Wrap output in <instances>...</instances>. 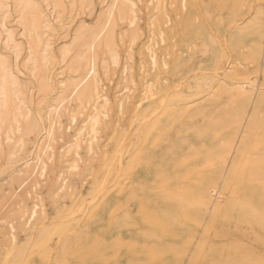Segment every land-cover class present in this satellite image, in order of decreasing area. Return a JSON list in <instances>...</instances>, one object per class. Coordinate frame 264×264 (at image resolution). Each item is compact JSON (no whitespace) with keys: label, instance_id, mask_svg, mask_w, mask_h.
<instances>
[{"label":"rangeland","instance_id":"rangeland-1","mask_svg":"<svg viewBox=\"0 0 264 264\" xmlns=\"http://www.w3.org/2000/svg\"><path fill=\"white\" fill-rule=\"evenodd\" d=\"M112 1L41 2L49 23L45 28L42 17L38 45L19 25L14 4L5 18L0 10V54L15 76L10 99L18 107L2 111L0 264H22L15 259L21 250L55 224L76 195L91 192L105 156L119 153L124 166L109 183L115 199L106 221L125 214L132 228H82L70 233L73 241L62 258L37 264H264V0H125L106 29L111 49L90 53L87 44ZM5 29L20 45L17 62L3 49ZM91 56L98 64L95 93L83 102L66 100L44 177L34 185L30 176L18 188L35 163L37 142H47L39 118L46 120L69 85L85 75ZM14 114L18 124L12 123ZM146 114L136 130L135 119ZM148 136L154 148L179 149L154 163L146 154L131 159ZM172 160H187L179 173L188 181L180 187L189 189L197 208L189 213L192 233L158 238L167 256L163 263L151 251L148 232L137 225L148 217V190L163 184V166ZM130 169L136 170L132 178ZM153 169L159 174L151 180ZM169 173L170 190L178 191L180 181ZM192 173L200 177L192 179ZM97 241L103 255L90 253Z\"/></svg>","mask_w":264,"mask_h":264},{"label":"bare ground","instance_id":"bare-ground-1","mask_svg":"<svg viewBox=\"0 0 264 264\" xmlns=\"http://www.w3.org/2000/svg\"><path fill=\"white\" fill-rule=\"evenodd\" d=\"M47 2L48 0H0V10H2V15L5 18L6 14L10 10V3L14 4L17 7L19 12V25L27 33L33 44L38 45V30L43 22L42 17H44L45 28L48 27L49 23L48 18L43 12L41 2ZM125 0H113L111 3V8L108 12V17L102 27L92 35L91 39L87 44V49L90 53L96 52L97 48L101 46L106 49H111L112 45V33L109 31L107 33V27H110L111 20L114 17L115 9L118 7V3L122 5L125 4ZM4 47L7 53H14L15 62H17V57L20 52V45L16 42V36L13 31L5 29ZM48 40V39H47ZM50 45L49 40L47 46ZM46 46V48H47ZM45 48V49H46ZM8 54V55H9ZM84 65L87 67L86 73L83 77L78 79L75 82H72L70 86L69 94L58 100L54 105V109L47 112L46 120L39 118V126H41V138L46 139V143L40 147L37 142L35 146L34 156L31 158L35 163L32 167L29 176H27L23 182L19 185L18 188L23 187L24 183L31 177L35 178V183L40 181L45 175L47 161L50 160L52 151L51 145L49 142L54 140L55 133V124L63 104L66 100L69 101H80L83 102L84 99H89L91 93H95L96 77H97V59L96 56H91L85 59ZM16 82L15 76L12 72L11 65L8 62L6 56L0 54V94L4 95V100L0 102V129L2 127V122L4 118L2 116V111L11 106L10 93L14 84ZM66 86H64L65 90ZM97 98L98 93L96 92ZM75 98V99H74ZM18 107L10 108V111H14ZM148 114L144 115L141 118H136L134 124L136 125V130H139L141 127V121ZM96 121V119H95ZM19 120L17 115L14 114L13 124H18ZM153 126L159 127V121H153ZM6 138H10L7 136ZM94 135L92 136V139ZM162 139V136L160 137ZM149 136L147 137L146 142H142L131 151V159H140L145 154L150 162L160 161L163 159V155L169 153L172 148H177L178 144H173L172 146H167L166 144L161 149L154 148L155 145H150L148 143ZM158 139L154 138V141ZM78 147V145H77ZM126 149L122 146L119 147V151ZM160 152V153H159ZM172 152V151H171ZM174 153V152H172ZM46 156V157H45ZM208 162V161H207ZM164 163V161H163ZM163 166L161 172L162 185L157 186L153 184L148 190L147 198V215L145 221L138 223V227L142 228L148 232L149 236L153 240V247L151 251L153 253L159 252L160 258L158 261L163 263H168L166 261V254L159 251V246L157 244L158 238H175L182 235H186L189 232H193L191 227H188L189 223V213L191 208H197L194 204L193 198L187 193L190 192L187 188L180 187V184H185L188 179L186 176H182L179 171H182V168L187 164L185 161H176L172 160ZM183 163V165H181ZM210 163V160L209 162ZM28 165V163L26 164ZM124 166V160L121 153L118 155L115 154L112 158L106 157L104 159L102 171L97 173L94 177L93 187L91 192L83 194L81 196L76 195L75 198L71 200V205L59 212L57 217V222L50 225L46 228L43 233L36 235L18 254L16 260H19L22 264H37L42 260L53 262L59 260L65 255V252L69 249V244L71 241V234L82 230V228L88 227L93 230L102 231V230H114L118 233H122L125 229L132 228L130 227V220L126 218L125 214H120L117 219V214L115 218L107 223V215L110 212L111 204L115 199V196L112 193L111 188H109V183L113 180L116 182L118 179L121 170ZM157 169H153L149 172L151 180L157 178L156 174ZM176 173V179L180 182L178 183V191L170 190L169 186V177L168 172ZM169 173V174H170ZM136 174L135 169H130L129 176L132 178ZM200 177L197 173H192L190 178L196 179ZM192 183V182H189ZM120 191H125V186L119 187ZM132 194L134 192L132 191ZM146 202V201H145ZM141 206L144 205V200H139ZM33 213H31L32 215ZM29 222L27 221L26 224ZM144 225V226H143ZM71 233V234H70ZM73 238V237H72ZM15 240V236L12 235L11 242ZM82 249V247H80ZM91 254L96 253L98 255L104 254V247L101 242L95 243L94 251L90 252Z\"/></svg>","mask_w":264,"mask_h":264}]
</instances>
